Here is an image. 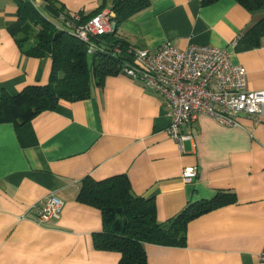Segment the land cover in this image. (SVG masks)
<instances>
[{
    "label": "crops",
    "instance_id": "crops-1",
    "mask_svg": "<svg viewBox=\"0 0 264 264\" xmlns=\"http://www.w3.org/2000/svg\"><path fill=\"white\" fill-rule=\"evenodd\" d=\"M29 1L57 24L61 16L95 10L114 16L113 0H57L55 7ZM261 17L235 0H151L117 29L129 45L152 53L169 41L179 49H224L245 70L247 88L264 90V40L259 46L240 41ZM16 20L17 1L0 0V95L45 84L51 73L50 57L28 56L17 46L9 32ZM237 119L240 125L224 126L200 115L185 129L192 140L180 148L167 133L164 98L119 73L93 86L87 98L60 99L20 126L0 122V264H117L120 253L93 243L102 230L100 210L76 196L85 177L118 174L134 195L154 200L159 223L219 191L236 196L191 220L185 246L145 244L148 264H264L258 259L264 246V108ZM187 166L198 169L191 182L181 177ZM49 195L64 202L61 215L39 224L38 210Z\"/></svg>",
    "mask_w": 264,
    "mask_h": 264
},
{
    "label": "trees",
    "instance_id": "trees-1",
    "mask_svg": "<svg viewBox=\"0 0 264 264\" xmlns=\"http://www.w3.org/2000/svg\"><path fill=\"white\" fill-rule=\"evenodd\" d=\"M17 1V20L9 32L19 49L28 56L51 58V73L45 84H29L12 95H0V122L20 126L46 110H52L60 99L81 100L90 95L93 86H101L107 76L119 74L125 59L113 54V48L129 45L117 26L137 12L147 8L151 0H113L111 20L116 24L112 33L94 38L102 49L88 56L86 44L60 20L57 24L29 0ZM53 5L57 0H46ZM217 0H201L209 4ZM248 12H262V17L248 28L240 41L252 46L264 40V0H235ZM61 10L62 6L56 7ZM100 10L89 15V19ZM71 15L65 16L72 20ZM77 201L93 206L102 215V230L93 235L96 249L120 253L117 264H148L145 244L161 246L186 245L188 223L194 218L236 201L234 192L219 191L213 198L187 204L165 223L156 218L152 198L132 193L124 174L103 180L85 177L76 196Z\"/></svg>",
    "mask_w": 264,
    "mask_h": 264
},
{
    "label": "built area",
    "instance_id": "built-area-1",
    "mask_svg": "<svg viewBox=\"0 0 264 264\" xmlns=\"http://www.w3.org/2000/svg\"><path fill=\"white\" fill-rule=\"evenodd\" d=\"M112 13L103 11L82 19L81 14L65 21L75 36L86 44L88 56L102 50L94 38L113 32ZM113 54L126 61L120 73L139 80L143 86L164 98L171 122L168 135L179 147L192 140L185 129L200 115H206L224 126H237L240 114L259 115L264 108V90H249L245 70L231 62L224 49L211 45L192 44L179 49L172 42L163 43L155 52L128 45L126 49L113 48ZM196 166L184 167L181 177L191 182L197 175ZM64 202L49 195L42 202L37 216L39 224L58 219ZM264 262V246L258 253Z\"/></svg>",
    "mask_w": 264,
    "mask_h": 264
},
{
    "label": "water",
    "instance_id": "water-1",
    "mask_svg": "<svg viewBox=\"0 0 264 264\" xmlns=\"http://www.w3.org/2000/svg\"><path fill=\"white\" fill-rule=\"evenodd\" d=\"M112 28L113 30L116 28V24L114 22L112 23Z\"/></svg>",
    "mask_w": 264,
    "mask_h": 264
}]
</instances>
